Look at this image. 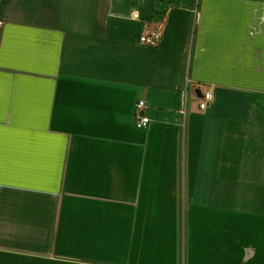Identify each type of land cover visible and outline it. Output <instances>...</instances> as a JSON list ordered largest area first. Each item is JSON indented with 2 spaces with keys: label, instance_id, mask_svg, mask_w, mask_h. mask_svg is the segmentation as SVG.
<instances>
[{
  "label": "crops",
  "instance_id": "0c3cea01",
  "mask_svg": "<svg viewBox=\"0 0 264 264\" xmlns=\"http://www.w3.org/2000/svg\"><path fill=\"white\" fill-rule=\"evenodd\" d=\"M0 21V264H264V0H0Z\"/></svg>",
  "mask_w": 264,
  "mask_h": 264
},
{
  "label": "built area",
  "instance_id": "2783aa9c",
  "mask_svg": "<svg viewBox=\"0 0 264 264\" xmlns=\"http://www.w3.org/2000/svg\"><path fill=\"white\" fill-rule=\"evenodd\" d=\"M2 30H3V22L0 21V38L2 35ZM138 41L142 45H145L147 47L157 48L162 41V33L160 31L159 26L153 29H148L143 31L138 37ZM194 88L195 86H192V89ZM188 89H189V84H186L185 87L178 94L179 109L183 113L186 109V104L188 100ZM197 89L200 91V96L197 97L198 109L203 111L212 102L213 99L212 92L209 90L200 89L199 87H197ZM145 110H146L145 102L138 101V103L135 106V127L137 129H144L149 123L148 117H146L144 114Z\"/></svg>",
  "mask_w": 264,
  "mask_h": 264
},
{
  "label": "water",
  "instance_id": "95a60500",
  "mask_svg": "<svg viewBox=\"0 0 264 264\" xmlns=\"http://www.w3.org/2000/svg\"><path fill=\"white\" fill-rule=\"evenodd\" d=\"M196 94H197L198 96H200V92H199V91H196Z\"/></svg>",
  "mask_w": 264,
  "mask_h": 264
}]
</instances>
